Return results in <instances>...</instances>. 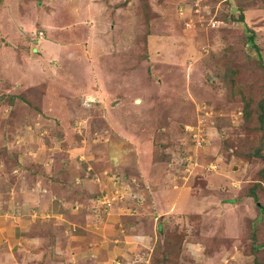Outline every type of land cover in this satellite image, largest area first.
Listing matches in <instances>:
<instances>
[{"label":"rangeland","instance_id":"rangeland-1","mask_svg":"<svg viewBox=\"0 0 264 264\" xmlns=\"http://www.w3.org/2000/svg\"><path fill=\"white\" fill-rule=\"evenodd\" d=\"M258 59L264 0H0V264H125L136 252L146 253L129 264H160L153 252L169 229L189 239L179 264L264 260V135L243 101L264 98ZM251 139L262 156L248 153ZM216 160L218 171L201 165ZM193 174L207 218H154L159 180ZM254 182L257 198L241 196ZM118 204L137 215L113 223ZM57 212L76 221L64 233L84 231L92 254L140 240L144 226L152 239L111 257L81 256L63 240L57 251L34 233L64 238L49 229ZM26 215L15 238L13 218ZM101 216L109 232L96 230Z\"/></svg>","mask_w":264,"mask_h":264},{"label":"crops","instance_id":"crops-1","mask_svg":"<svg viewBox=\"0 0 264 264\" xmlns=\"http://www.w3.org/2000/svg\"><path fill=\"white\" fill-rule=\"evenodd\" d=\"M67 67V66H66ZM28 157V156H27ZM217 160H216V162L214 161V162H210V163H208V164H205V165H203L202 163H201V165H202V167H204L205 169H207L206 168V166H208V167H210L209 169H207V170H213V171H218V164H217ZM220 162V161H219ZM216 165V166H215ZM211 166L213 167V168H211ZM201 167V166H200ZM18 168H19V166H18ZM105 170H107V169H105ZM150 173V172H149ZM200 173V172H199ZM177 175V174H176ZM167 176L169 177V174H167ZM195 175L193 174L192 176L190 175L187 179H186V183H183V181H177V182H175V181H172V183H168V182H164V179L162 180V179H160L159 180V183L161 184L160 186H158V188L156 189V191H158L159 190V192L161 191L162 193H160L161 194V196H162V198H160V199H162V200H164V203L161 205V207H160V209H159V213H158V215L156 214H151V215H153L154 216V218H158V217H161V216H163V215H165V214H168V215H172V216H174V217H181V218H183V215H185L186 216V218L188 217V218H190V217H192V216H196L197 215V217H199L200 216V218H203V219H205V218H207V216L206 215H208L207 214V209H208V206L207 205H205V203H201V202H199V203H196V201H194V199H195V197H196V192H197V190H195V186H194V183H193V177H194ZM179 177V176H178ZM190 177H191V179H190ZM180 178V177H179ZM48 179V178H47ZM55 183V184H54ZM53 184H49V185H53L54 187H62L61 185V182H57V181H55ZM192 186H193V188H192ZM207 188H205V191H209L210 189V187H208V186H206ZM189 188H191L192 190V193L190 192V190L188 191L187 189H189ZM75 200V199H74ZM151 199H147V201L144 203V202H141V204H139V207L140 208H144V206L150 201ZM17 201V200H16ZM15 201V202H16ZM31 201H32V199L30 198V196H29V198H28V201L26 202V204L27 205H30V203H31ZM62 202H63V207H64V210H63V212L64 213H66L67 215H68V217L69 218H71L70 216H72V217H75V213L74 212H72L71 211V215L68 213V211H67V209L66 208H68V206L72 203V202H74L73 201V199L71 200V199H66V198H64V200H61ZM237 200H235V202H236ZM45 204H47V205H49L50 203L49 202H46ZM237 204H238V202H237ZM240 204V203H239ZM238 204V205H239ZM12 205V204H11ZM66 207V208H65ZM227 207V206H226ZM126 206H122V205H120V204H118V206H116V207H114V209L116 210V212H117V216H115L113 219H112V222L113 223H115L116 224V222L119 220V224L121 223V218H122V216H133V215H137V214H129L128 212H129V210H130V208H127ZM219 209L220 208V203L217 205V206H215L214 207V214H215V216H217V220L218 219H220L219 218V215L217 214V210L216 209ZM47 209V208H46ZM48 210H50V208H48ZM47 210V211H48ZM142 210V209H141ZM144 210V209H143ZM143 210L141 211V214H142V212H143ZM126 211H128V212H126ZM146 211V210H145ZM138 213H140V211L138 210ZM33 214V213H32ZM146 214V213H145ZM148 215V214H147ZM2 215L0 214V221H1V219H2V217H1ZM58 216L60 217L61 216V212H57V214L55 215V217H53V218H51V219H55V221L57 222V223H53L52 224V226L49 228L50 230H51V228L52 227H54L55 229H54V231H56V232H59V233H61V235L64 237V238H58V239H56V236L54 237H46L45 235L44 236H42L41 235V233H39V231H37V232H34V230H32L35 234H37V238H38V243H39V241H41L42 242V244H45V245H47L48 244V247H53L54 249H56L57 251H59L58 249H60V247H62L63 248V244H62V240H63V242L65 241L66 243H68V245L69 244H71V246H73V248H75V247H77V248H75L74 250H76L75 252L77 253H79V255H84V254H86V256H88V258H90L91 257V255H93V259L97 256V257H99L98 255H99V253H103V255L104 256H106V255H108V257H111V256H116L117 255V252H116V249H120V248H118V247H122V248H124V251L126 252V253H128V252H130L131 250H134V249H142L143 251H144V249L147 247V245H148V243L150 242V240L152 239V230H151V228H146L145 226H144V231H143V233H140V236H142V238L140 239V240H138V239H135V237L137 236V234L136 235H134V236H130L129 238H125V241L124 242H122V243H124V244H120V245H118V244H115L114 243V241L113 242H110V243H112V248L111 249H109V247H107V248H104L105 249V252H102L103 250H102V247L101 248H99L97 251H99L97 254H92V252L91 251H93V250H87V249H89V246H86V245H84V243H85V241L87 240V237L84 235V231H82V230H76L75 232H73V237L72 238H70L69 236H71V234L69 235L68 233H64V232H66V230H65V228L63 227V225H65L66 226V228L68 229L69 227H71L72 225H73V223H75L76 224V221L74 220V221H72L71 219H69V218H67L66 216H62L61 217V220L62 221H60V219H58ZM184 216V217H185ZM109 217L108 216H101L100 217V219H98V218H96V221H95V223L94 224H96V225H98L97 227V231L98 232H109V230H108V225H109V227H110V224H108V221H107V219H108ZM187 218V219H188ZM24 220L23 221H20L19 222V220H17L16 219V217H14L13 218V222L11 223V225H12V227H13V229H16V233H17V236L15 237V238H20V236H21V234H22V232H21V230L23 229V227H26L27 226V222L29 221L28 219H30V216L29 215H26L24 218H23ZM103 219H105V222L102 224V222H103ZM161 219V218H160ZM17 220V221H16ZM164 220H166V219H164ZM64 221V222H63ZM107 221V222H106ZM19 222V223H18ZM18 223V224H17ZM238 223H239V226H240V219H238V222H237V225H238ZM63 224V225H62ZM102 224V225H101ZM108 224V225H107ZM122 224V223H121ZM164 224V222H163V220H162V222H161V220H160V224H159V226H161V225H163ZM129 225V224H128ZM83 227V226H82ZM12 229V230H13ZM89 232H90V230L91 229H87ZM237 230H238V227H237ZM135 234V233H134ZM71 239L70 241H71V243H70V241H69V238ZM134 237V238H133ZM68 238V239H67ZM86 239V240H85ZM186 241L187 240H189L188 238L187 239H185ZM138 241H140L139 243H137ZM191 241H193V242H195V240H191ZM61 245V246H60ZM67 245V246H68ZM121 245H124V246H121ZM138 245V247H136ZM15 246V245H14ZM103 246V245H102ZM127 247L128 248H130V249H128L127 250ZM66 250H68L67 248H66ZM112 251V252H111ZM122 252V249H121V251L119 252L120 254V256L122 255L123 256V254H125V252ZM138 251V250H137ZM13 252H14V250H13ZM106 253H108V254H106ZM141 252H139V253H135L132 257H130V258H124L123 257V261H124V263L126 264V263H130L131 261L133 262L134 260V258L136 257H139V258H142V257H144V255H145V253H143V254H140ZM191 257H193L194 258V256L193 255H191ZM149 258H150V255H149ZM182 258H184V256H183V253H182V255H181V260H182ZM151 259V258H150ZM208 259H210V260H212V261H216L217 260V258H208ZM15 260H17V257H16V259ZM92 260V259H91ZM91 260H89V262H91ZM95 264H103V261L102 262H95ZM108 264V263H107ZM153 264V263H152ZM213 264H215V263H213Z\"/></svg>","mask_w":264,"mask_h":264},{"label":"trees","instance_id":"trees-1","mask_svg":"<svg viewBox=\"0 0 264 264\" xmlns=\"http://www.w3.org/2000/svg\"><path fill=\"white\" fill-rule=\"evenodd\" d=\"M240 10H242V8H240ZM240 19L243 20L242 23L245 22V16H244V12L241 13V16H239ZM231 20V16L228 14L226 17V21ZM232 21V20H231ZM229 22V21H228ZM251 37V36H249ZM255 40L254 37H251V40ZM252 40V41H253ZM260 65L262 64L264 67V62L262 61V59H258ZM217 62H219V60H215ZM229 63H227L226 65V69L228 68ZM233 67V66H231ZM229 75V74H228ZM231 80L229 82V84L231 85L233 83L232 81V77L231 75H229ZM244 104H251L254 106L255 109H251V110H257V118L256 120V128L262 130L263 135H264V98L261 101V103L256 104L255 102H251V98L249 97V99L244 98ZM250 105V108H251ZM257 108V109H256ZM248 112V110H247ZM250 114V113H249ZM264 139L261 137V141H263ZM250 141H252L251 143H253L255 145V150L252 152H248L251 153L252 156H262L261 154V145L260 142L257 143V140H253L251 139ZM238 156H244L243 152H236ZM108 167V166H107ZM262 184H260V182H254L253 184H250L245 190L242 192L243 195L245 196H249V197H255L257 198V189L261 187ZM241 194V193H240ZM184 240H185V233L182 231L180 232L177 229L174 230H167L164 234V237L162 238V242L160 245H158L157 249L153 252V254L155 255V257L160 258V264H179V260H181V255L183 253V245H184ZM153 260V259H152ZM254 261L255 264H260L262 262H264V260H262V257L258 256L255 252V257H254Z\"/></svg>","mask_w":264,"mask_h":264},{"label":"built area","instance_id":"built-area-1","mask_svg":"<svg viewBox=\"0 0 264 264\" xmlns=\"http://www.w3.org/2000/svg\"><path fill=\"white\" fill-rule=\"evenodd\" d=\"M195 137H196V139H197V142L200 143V141H199L200 136L197 135V136H195ZM215 166H216V165H215ZM109 201H111V200H109Z\"/></svg>","mask_w":264,"mask_h":264},{"label":"bare ground","instance_id":"bare-ground-1","mask_svg":"<svg viewBox=\"0 0 264 264\" xmlns=\"http://www.w3.org/2000/svg\"><path fill=\"white\" fill-rule=\"evenodd\" d=\"M78 37H79V36H78ZM245 188H246V187H245ZM245 188H244V189H245ZM246 190H247V189H246ZM242 192H243V191H242ZM240 193H241V192H240ZM240 195L242 196V193H241ZM92 212H93V211H92Z\"/></svg>","mask_w":264,"mask_h":264}]
</instances>
